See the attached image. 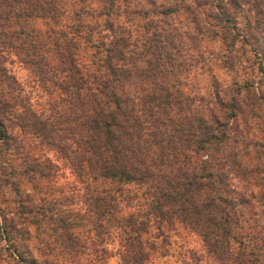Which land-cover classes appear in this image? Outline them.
Wrapping results in <instances>:
<instances>
[{"label": "trees", "instance_id": "trees-1", "mask_svg": "<svg viewBox=\"0 0 264 264\" xmlns=\"http://www.w3.org/2000/svg\"><path fill=\"white\" fill-rule=\"evenodd\" d=\"M130 4L0 0L5 260L107 264V244L116 239L123 264H146L166 255L170 233L182 231L200 239L210 264H264V139L248 136L250 126L264 123V0ZM127 24L140 28L135 37ZM240 31L260 59L261 77L232 88L212 78L199 95L182 76L207 66L203 40L220 36L234 54ZM81 47L91 49L89 61ZM11 55L34 85L56 91L57 101L36 109L7 67ZM227 57L221 64L231 68L235 55ZM48 152L83 185L82 208L54 200L30 205L20 191L23 182L37 192L39 183L50 185L59 166ZM11 204L27 226L48 224L53 240L43 243L40 260L18 254L16 238L29 227L7 215ZM190 255L185 264L203 260Z\"/></svg>", "mask_w": 264, "mask_h": 264}, {"label": "rangeland", "instance_id": "rangeland-1", "mask_svg": "<svg viewBox=\"0 0 264 264\" xmlns=\"http://www.w3.org/2000/svg\"><path fill=\"white\" fill-rule=\"evenodd\" d=\"M131 4L139 1V0H130ZM143 1V0H142ZM146 3V2H145ZM144 3V5H145ZM151 4L148 3L147 7ZM245 18L239 17L237 25L241 28L244 25ZM139 21L134 22L136 25ZM140 23V22H139ZM38 28L45 27L43 23L37 22L35 24ZM126 25L127 28H133V37L138 33L137 29ZM244 34V31H240L239 38L237 39L233 46V53L226 47L225 42L221 39L220 36L214 37L212 40L205 38L203 40L204 44V56L206 57L207 66L201 68V64L197 65V67L193 68L189 74L183 78L186 83H195L199 95H203L206 91V87L210 84L212 78L217 79L222 86H227L232 88L233 86L244 85L246 81L257 80L258 77H261V72L259 70V61L255 58L250 52L246 50V45L242 43L241 35ZM83 55H85L84 61H89L91 57H89V53H91V49L83 50ZM90 51V52H89ZM88 54V55H87ZM195 54V53H194ZM235 55V61L233 63V67H229V64H221V59L228 58V55ZM230 59V58H229ZM205 63V62H204ZM8 69L11 73L17 78L19 83L21 84L24 92L29 94L31 102L36 109L42 110L47 109L49 103L57 101V92L52 91L51 95L43 92L42 89L38 88L33 84L31 78L29 77L27 70L22 66L19 60L11 55L9 60L6 62ZM223 65V66H222ZM47 112V111H46ZM48 113V112H47ZM264 118V117H263ZM261 122H258V126H250L248 129L249 139L254 135L258 138L259 141H263L264 139V123L263 119H260ZM242 127V125H241ZM244 130L245 131L247 130ZM264 147V146H263ZM264 149V148H263ZM48 156H50L53 160L55 157L52 152H48ZM56 162V160L54 161ZM58 163V171L51 178L50 185L47 184V181H43L39 183V192L36 190H32L30 188V184L27 182L20 183V191L24 192V195H28V203L34 206L44 204L45 201L54 200L57 203L62 201L63 208H71V209H79L82 208L81 198L78 195V192H83V185L78 183L76 179L72 176L71 170L60 162ZM16 179H21V176H17ZM50 179V178H49ZM46 184L53 190L52 195H49L46 188ZM47 188V189H48ZM73 196V198H71ZM25 197L21 198L23 200ZM10 211L7 215L9 217H14V219L21 223L23 227H29L28 230L23 234V238L17 239L16 244L18 249V254L22 257L32 256L36 257L39 260L43 257L44 245L43 243H52L53 238H49L50 230L49 226L46 222L42 221L43 224L39 226V228H35L34 226L26 225L24 223V215H21L17 211V206L14 207L13 204L10 206ZM132 209V208H131ZM129 209V210H131ZM128 210V211H129ZM14 212L16 214H14ZM247 216L251 215V213H246ZM251 223L254 221V217L249 220ZM261 222H264V217ZM249 228V227H248ZM250 229V228H249ZM251 230V229H250ZM170 246L166 255L162 256L159 254L153 255L146 264H185L187 261H191V250L196 252V255H199L203 258L199 264H210V259H208L201 245L200 239L195 235H187L182 231L178 233L171 232L170 233ZM150 235V234H149ZM43 241V242H42ZM158 242V241H157ZM51 246H54L51 244ZM4 247V249H3ZM0 264H12L15 263L9 257L5 260L7 256V252L5 250V244H0ZM107 249L109 250V256L106 259L107 264H123L120 257V245L118 241L115 239L114 241L107 244ZM17 254V255H18ZM58 264H70L67 261H64V258L56 257L54 259Z\"/></svg>", "mask_w": 264, "mask_h": 264}]
</instances>
